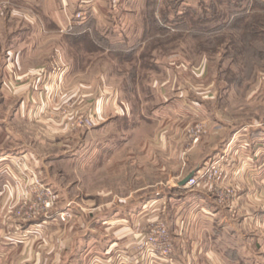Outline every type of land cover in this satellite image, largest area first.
Masks as SVG:
<instances>
[{
	"label": "rangeland",
	"instance_id": "1",
	"mask_svg": "<svg viewBox=\"0 0 264 264\" xmlns=\"http://www.w3.org/2000/svg\"><path fill=\"white\" fill-rule=\"evenodd\" d=\"M0 2V264H189L178 202L238 214L264 129V0ZM112 216L127 244L83 246ZM157 221L172 261L142 246Z\"/></svg>",
	"mask_w": 264,
	"mask_h": 264
},
{
	"label": "crops",
	"instance_id": "2",
	"mask_svg": "<svg viewBox=\"0 0 264 264\" xmlns=\"http://www.w3.org/2000/svg\"><path fill=\"white\" fill-rule=\"evenodd\" d=\"M5 8V3L0 2V12ZM20 87L27 88L23 93L29 101L32 93L29 84ZM253 132L252 150L243 147L238 151L240 160L235 169L238 214H227L204 195L183 198L173 212V219L183 218L186 227L173 234L179 241L187 240V248L180 243L176 247L177 253L188 254L189 264H264V129H253ZM246 141L244 138L243 142ZM114 220L113 216L103 218L104 229L98 234L86 232L81 237L83 246L99 251L104 245L118 240L126 245L129 241L127 232L111 230Z\"/></svg>",
	"mask_w": 264,
	"mask_h": 264
},
{
	"label": "built area",
	"instance_id": "3",
	"mask_svg": "<svg viewBox=\"0 0 264 264\" xmlns=\"http://www.w3.org/2000/svg\"><path fill=\"white\" fill-rule=\"evenodd\" d=\"M82 122H84V120H81ZM214 169V167H213ZM215 173H220V171H217ZM202 176H205V173L203 174V172L201 173ZM193 183H196V177H194V175L192 176V178L187 181V183L185 184L186 187L191 186ZM150 244V245H149ZM144 245H149L151 247H153L155 250L157 249L159 251V254L161 253V256L163 257V259L165 260H169L172 261V249L170 246V242L168 239V232L166 229V226L163 224V222H155L154 225H152L149 228V231L146 234V241L142 244V246ZM160 258V257H159Z\"/></svg>",
	"mask_w": 264,
	"mask_h": 264
},
{
	"label": "water",
	"instance_id": "4",
	"mask_svg": "<svg viewBox=\"0 0 264 264\" xmlns=\"http://www.w3.org/2000/svg\"><path fill=\"white\" fill-rule=\"evenodd\" d=\"M194 172L195 170L189 172L182 180L178 182V185L184 186L187 183V181H189L192 178V176L194 175Z\"/></svg>",
	"mask_w": 264,
	"mask_h": 264
}]
</instances>
